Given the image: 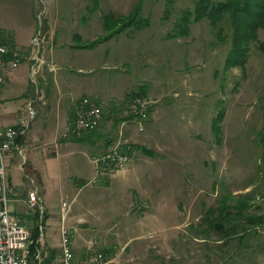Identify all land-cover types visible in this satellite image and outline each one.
I'll list each match as a JSON object with an SVG mask.
<instances>
[{"label": "rangeland", "instance_id": "obj_1", "mask_svg": "<svg viewBox=\"0 0 264 264\" xmlns=\"http://www.w3.org/2000/svg\"><path fill=\"white\" fill-rule=\"evenodd\" d=\"M35 1L37 6L39 0ZM56 1L62 7L55 16H72L75 26L78 16L84 14L87 24L81 27L90 34L107 35L116 27L107 22L106 27L104 17L127 18L136 7L140 18L150 21L144 29L128 28L132 36L121 33L120 43L115 39L106 45L108 50L103 49L104 55L112 56L121 45L123 58H108L92 72H80L83 53L74 52L75 60L68 69L74 77H92L97 82L90 92L98 94L102 116L100 124L88 132H95L106 121V146L145 145L152 152L129 146L131 163L105 170L111 178L105 182L104 194L94 189L101 195L96 200L99 205L74 209L86 223L99 227H84L79 232L83 240L92 241L91 251L105 253L112 264H264V224L256 226V232H247L241 241L224 238L212 227L220 212L216 208L226 203L247 204L249 212L264 213V51L259 47L264 29L251 44L245 67L226 68L232 32L229 20L219 22L222 33L212 28L208 18L192 20L183 34L175 32L179 15L194 8L195 0ZM14 2L0 0V20L14 14ZM36 22L41 30L40 19ZM44 32L43 27L39 41ZM121 74L127 84L120 85L117 78ZM152 79L163 88L160 101L153 104V110L158 106L157 119L154 122L149 117L145 130L139 131L127 118L131 113L123 101L130 87L137 89ZM112 104L122 106L112 109ZM80 107L75 103L66 133L80 136L86 131H71ZM222 108L223 120L213 127ZM95 163L97 170L96 159ZM134 164L131 173L128 169ZM70 206L69 201L62 202L63 216ZM156 211L157 216L145 214ZM146 224L158 225L159 230H148ZM129 240L127 247L118 243ZM111 242L124 247L122 253L115 247L116 251L108 250ZM125 259L127 263H123Z\"/></svg>", "mask_w": 264, "mask_h": 264}, {"label": "crops", "instance_id": "obj_2", "mask_svg": "<svg viewBox=\"0 0 264 264\" xmlns=\"http://www.w3.org/2000/svg\"><path fill=\"white\" fill-rule=\"evenodd\" d=\"M14 1V14L0 20V36L5 43L20 52L21 60L15 69L7 62L5 69L0 72L4 76V81L0 83V126L16 124L21 116L28 119L29 126L19 136L17 148L7 157L10 183L16 190V195H10L8 206L18 219L28 226L32 236L36 228L39 229L42 225L44 231L41 233L39 229L37 239H40L39 245L47 258H54L59 254L60 229L62 225L67 226L71 232L76 261L82 262L96 251H91L92 241L89 240L88 243L86 239L83 240L79 232L84 227H99L97 224L86 223L85 217L74 209L84 205L86 208H93L94 204L99 205L100 200H96L100 199L101 195L98 197L94 189L103 191L105 182H110L111 173L101 172L97 175L95 159L107 153L112 145L110 143L106 146L107 142L104 140L108 131L106 121H102L95 132L83 133L81 141L67 135V126L74 117L75 103L86 96L92 97L95 104L99 102L98 94L93 93L96 80L92 77L79 79L68 69L72 68L75 60L74 52L83 53L81 63L78 64L80 72H92L98 64H105L108 58H123L125 54H121L119 50L121 45L113 50L112 56L104 55L103 49L106 47L108 50L107 46L115 39L120 43L121 33L132 36L133 32L127 29L97 43L94 47L80 48L81 43L103 36L101 32H98L99 35L90 34L81 27V24H87L84 14L78 16L74 26L72 16L68 19L66 16L59 18L54 15L58 8L61 9L62 2L39 0L36 6L35 0ZM39 19L41 30H38L36 22ZM42 26L45 32L39 41ZM122 75H119L117 80L120 85L127 84L128 79ZM144 83L147 94L156 99L153 101H160L163 93L162 83L153 79ZM157 107L155 110L152 107L150 113V119L154 122L157 119ZM131 121L135 122L132 119ZM101 131L105 133L102 134ZM18 149L22 150V154ZM136 165L128 171L132 173ZM96 175L97 181L92 182ZM115 175L112 174V177ZM36 178L40 190L36 186ZM33 188L41 192L39 195L45 207L43 218L31 213L27 206L26 194ZM102 193L104 194V191L98 194ZM65 200L69 201L71 206L67 215L63 216L61 204ZM145 214L157 216V211ZM146 226L148 230H159L158 225ZM142 230L145 231L143 227ZM131 241L118 243L127 247ZM102 242L99 239L97 243ZM107 245L108 250H117L119 253H122L124 248H118L113 242ZM114 247L118 249L115 250ZM123 263H127V260H123Z\"/></svg>", "mask_w": 264, "mask_h": 264}, {"label": "built area", "instance_id": "obj_3", "mask_svg": "<svg viewBox=\"0 0 264 264\" xmlns=\"http://www.w3.org/2000/svg\"><path fill=\"white\" fill-rule=\"evenodd\" d=\"M12 54L9 61L5 56ZM21 60L19 51L5 43L0 36V72L5 69L7 62L11 68L18 67ZM4 81V76L0 74V83ZM81 104L78 116L75 120V130H93L99 124L102 110L93 100L86 96L79 101ZM154 101L149 95L136 93L128 101V111L133 116L139 131L145 130V123L150 117V110ZM29 122L26 117L21 116L16 124L0 126V264H112L103 252H94L82 262L76 261L72 249V239L70 229L62 225L61 250L54 258H47L40 247V239H35L31 235L30 229L10 210L8 202L10 195H16V190L12 187L8 173L7 157L17 148L19 136L28 128ZM68 128V132H71ZM68 135V133H67ZM20 154L22 150L18 149ZM130 147L123 148V144L112 145L109 151L97 160L98 173L105 172L112 167H127L132 161ZM93 179L92 182H96ZM26 203L31 213L37 214L40 218L45 215V207L37 188L28 190ZM67 203H63V210H66ZM40 232L44 228L39 226ZM38 245V246H36ZM32 246H35L33 253H30ZM109 260V261H108Z\"/></svg>", "mask_w": 264, "mask_h": 264}, {"label": "trees", "instance_id": "obj_4", "mask_svg": "<svg viewBox=\"0 0 264 264\" xmlns=\"http://www.w3.org/2000/svg\"><path fill=\"white\" fill-rule=\"evenodd\" d=\"M139 12V8L137 9L136 7V9L132 11L131 15L129 14V17L127 18L123 16H119L117 18H113L111 16L104 17L105 23H103L106 27V24L108 23L109 26L113 24L116 28L112 29L107 35L94 39L93 41L81 43L79 47H94L97 43L107 40L128 28L144 29L148 27V23H150L149 19L140 18ZM203 18L209 19L212 28H218L217 33L223 32V28L219 27V22L223 18L229 20L232 32L230 36V47L226 56L225 67H245L249 60L251 44L252 42L257 41L259 30L264 29V0H195L194 8L185 9L179 15L175 24V32L177 34H183L184 32L188 31V26L192 20L198 21ZM175 32L174 35H176ZM259 47L264 51V41L259 43ZM11 57L12 54L5 56V60H10ZM136 93L148 95L144 86L142 85H139L137 89L131 90L126 94L123 101V104L127 102V109L129 99ZM111 106L112 109H114L122 106V104H112ZM224 115L225 109L222 108L219 111L217 117H215L213 120V127H219V122L223 120ZM127 118L132 119L133 116L128 115ZM83 133L90 132L84 131L80 136L69 133L68 135L73 139L81 141V137L84 136ZM129 146L132 150L136 148L143 151H148L144 145L140 146L133 144ZM123 148L125 149L126 145H123ZM247 201H249V199H247ZM248 210L247 204L241 205L239 207V205H227L226 203V205L222 208H216V212H220L212 221L213 229L217 231V233L221 234L224 238H238V240L240 239L241 241L247 232H256V226L264 224V213L255 214L249 212ZM39 234V229L36 228V230L33 232V238H36L37 240ZM33 250H35V246L31 247L30 253H33Z\"/></svg>", "mask_w": 264, "mask_h": 264}]
</instances>
